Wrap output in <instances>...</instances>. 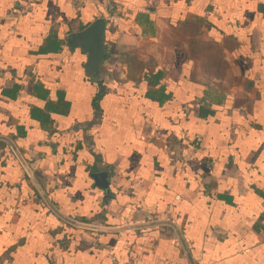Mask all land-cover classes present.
<instances>
[{
  "label": "crops",
  "instance_id": "1",
  "mask_svg": "<svg viewBox=\"0 0 264 264\" xmlns=\"http://www.w3.org/2000/svg\"><path fill=\"white\" fill-rule=\"evenodd\" d=\"M25 2L0 0V264H264V0ZM99 17L87 77L66 38Z\"/></svg>",
  "mask_w": 264,
  "mask_h": 264
},
{
  "label": "water",
  "instance_id": "2",
  "mask_svg": "<svg viewBox=\"0 0 264 264\" xmlns=\"http://www.w3.org/2000/svg\"><path fill=\"white\" fill-rule=\"evenodd\" d=\"M106 28V20L103 17H99L87 25L84 29L71 33L66 38V44L70 48H79L85 54V62H84V71L87 77L94 75L96 78L99 76V68L102 65L106 55L108 53L109 47L104 43V32ZM12 150L15 152L17 158L22 163L24 169L26 170L29 178L34 183L38 192L42 196V198L46 201L47 205L55 212L58 216H60L63 220L69 223H75L72 220L66 218L59 214L52 205L48 202L45 195L39 188L38 184L34 180L31 175L29 169L19 156L18 152L15 150L13 145L11 146ZM96 186L102 189L105 193L108 192V181H107V173L100 172L92 175ZM169 223V222H163ZM170 224V223H169ZM171 225V224H170ZM136 227V226H135Z\"/></svg>",
  "mask_w": 264,
  "mask_h": 264
},
{
  "label": "rangeland",
  "instance_id": "3",
  "mask_svg": "<svg viewBox=\"0 0 264 264\" xmlns=\"http://www.w3.org/2000/svg\"><path fill=\"white\" fill-rule=\"evenodd\" d=\"M196 25L197 24L195 22L189 20L177 27V30L180 31L187 39L189 52L193 55V57H196L195 59H197V54L203 55L204 58H206V54H211L218 62L217 64L221 68V72H223L221 77L223 78L228 76L227 70L223 69V66L219 63L220 59L218 57V48L214 44H209L203 39L202 32ZM198 61L200 62L201 59ZM213 75L214 77H217L220 75V72H214ZM231 81L235 82V79L233 80L232 77Z\"/></svg>",
  "mask_w": 264,
  "mask_h": 264
},
{
  "label": "built area",
  "instance_id": "4",
  "mask_svg": "<svg viewBox=\"0 0 264 264\" xmlns=\"http://www.w3.org/2000/svg\"><path fill=\"white\" fill-rule=\"evenodd\" d=\"M38 1H40V0H26L23 8H21L18 13L24 14V13L28 12L29 10H31V8L34 6V4H36ZM49 1H52V0H49Z\"/></svg>",
  "mask_w": 264,
  "mask_h": 264
}]
</instances>
